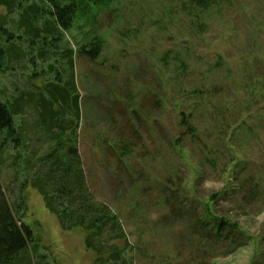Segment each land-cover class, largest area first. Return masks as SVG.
<instances>
[{
	"label": "rangeland",
	"instance_id": "obj_1",
	"mask_svg": "<svg viewBox=\"0 0 264 264\" xmlns=\"http://www.w3.org/2000/svg\"><path fill=\"white\" fill-rule=\"evenodd\" d=\"M94 9L101 55L90 59L76 52L74 58L82 96L80 151L92 192L123 222L134 264L263 261L264 0H219L205 12L185 0H115ZM11 18L18 19V13ZM90 30L79 20L44 60L38 53L40 41L34 50L25 42L24 58L4 71L9 55L15 54L8 50L0 60L3 99L56 83L58 73L62 81L70 80L60 53L68 47L76 51ZM4 40L0 34V42L13 46L14 40ZM195 87H202L210 100L194 118L192 127L200 134L196 140L181 123V112L187 113L189 106L187 90ZM39 91L49 98L45 88ZM14 109L21 140L0 161V178L12 202L29 172L26 157L33 151L42 155L53 144L47 128H41L48 115L40 116L32 100ZM206 143L213 147L217 168L207 160ZM234 152L243 162L238 172L262 183L259 198L250 203L234 190ZM226 189L214 209L240 224L243 234L234 240L209 236L203 222L206 201ZM23 194V222L33 230L48 264H93L96 256L84 245L87 232L81 227L63 230L33 187Z\"/></svg>",
	"mask_w": 264,
	"mask_h": 264
},
{
	"label": "trees",
	"instance_id": "obj_2",
	"mask_svg": "<svg viewBox=\"0 0 264 264\" xmlns=\"http://www.w3.org/2000/svg\"><path fill=\"white\" fill-rule=\"evenodd\" d=\"M114 1L0 0V9L7 10L6 14L0 12V34L4 35V42L12 40L15 42L11 48L0 42V60L4 59L8 50H15L13 57L9 55L10 66L4 71L8 68L14 69L11 63L14 65L24 58L25 42L31 50H34L33 46L40 41L42 47L38 53L44 60L47 57V50L57 46L56 43L64 38L65 33L70 31L79 20H85L86 26L91 27L90 31H85L86 38L76 51L68 47L60 53L62 62L70 69V80L62 81V76L58 73V77L61 78H57L59 80L56 83L48 81L35 91H23L17 98L4 100L6 92H0V161L6 149L11 147L12 143L18 144L21 140V132L15 122L14 106L25 100L34 102L36 112L40 116L48 115L49 120L42 123L41 128L43 129V125L47 128L46 134L50 136V141L53 143L48 152L39 155L37 151H33L26 157L25 164L29 172L20 184V196L13 202L9 199L0 178V264L49 263L48 257L41 253L40 243L35 242L33 230L23 222L27 210L23 191L30 186L43 196L47 208L58 217L63 230L71 231L81 227L87 232L84 245L96 256L93 264H134V258L128 254L133 250V245L128 239L121 218L107 203L94 195L88 184L79 138L82 96L75 80V54L77 52L80 56L90 59H96L101 55L102 40L94 31L97 16L94 13V7L98 10L110 6ZM185 1L195 6L200 12H205L219 0ZM15 12L18 13L16 20L11 18ZM11 23L13 27L10 26ZM17 39H22L20 45L16 44ZM0 68H2L1 65ZM49 68L54 71L53 65ZM182 68L186 71L188 66L183 64ZM43 88L50 93L49 98L44 97L39 91ZM251 95L252 93L248 94L250 97ZM187 99H190L189 106L187 113L181 112V123L196 140L200 134L192 127L194 118L196 113L202 111L204 104H209L207 102L209 96H205L202 87H195L187 90ZM251 100L252 98L249 100L250 103H252ZM18 110L23 113L21 106ZM243 125L240 127L243 128ZM206 147L209 149L207 160L217 168L218 162L211 157L214 152L212 145L206 143ZM230 152L233 153V151ZM18 156L20 155L15 156L17 160L20 158ZM233 156L236 158L234 159L236 163L231 169V175L236 176L234 190L239 193L242 202L250 203L259 198L262 183L248 176L246 171L238 172L243 168V162L238 160L235 152ZM31 171H34L32 175ZM242 175L245 176L241 177ZM194 177L197 178L196 173ZM240 178H242L241 181ZM227 192L226 189L221 195H212L206 201L203 222L207 225L209 236L234 240L235 235L243 234L240 224L218 216L214 209L216 200L226 196ZM120 241L124 243L122 247L118 243ZM252 264H264V260H255Z\"/></svg>",
	"mask_w": 264,
	"mask_h": 264
}]
</instances>
